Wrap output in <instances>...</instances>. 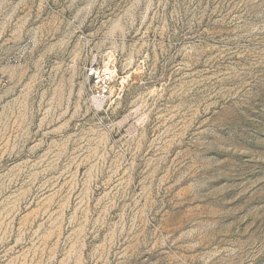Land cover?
<instances>
[{
	"label": "rangeland",
	"instance_id": "374dc122",
	"mask_svg": "<svg viewBox=\"0 0 264 264\" xmlns=\"http://www.w3.org/2000/svg\"><path fill=\"white\" fill-rule=\"evenodd\" d=\"M0 264H264V0H0Z\"/></svg>",
	"mask_w": 264,
	"mask_h": 264
},
{
	"label": "built area",
	"instance_id": "2783aa9c",
	"mask_svg": "<svg viewBox=\"0 0 264 264\" xmlns=\"http://www.w3.org/2000/svg\"><path fill=\"white\" fill-rule=\"evenodd\" d=\"M86 75L91 84L96 88L94 96L102 99L106 97L112 83L114 82L113 72L110 68H100L94 64L87 67ZM122 94V90L118 89L117 96Z\"/></svg>",
	"mask_w": 264,
	"mask_h": 264
},
{
	"label": "bare ground",
	"instance_id": "6f19581e",
	"mask_svg": "<svg viewBox=\"0 0 264 264\" xmlns=\"http://www.w3.org/2000/svg\"><path fill=\"white\" fill-rule=\"evenodd\" d=\"M95 99H99V98H95ZM100 100H102V102H103V99H99V103H101Z\"/></svg>",
	"mask_w": 264,
	"mask_h": 264
}]
</instances>
